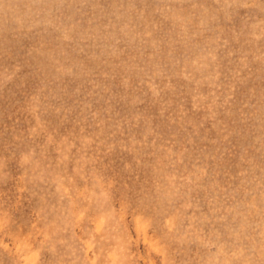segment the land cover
Wrapping results in <instances>:
<instances>
[{
	"label": "rangeland",
	"instance_id": "374dc122",
	"mask_svg": "<svg viewBox=\"0 0 264 264\" xmlns=\"http://www.w3.org/2000/svg\"><path fill=\"white\" fill-rule=\"evenodd\" d=\"M0 264H264V0H0Z\"/></svg>",
	"mask_w": 264,
	"mask_h": 264
}]
</instances>
